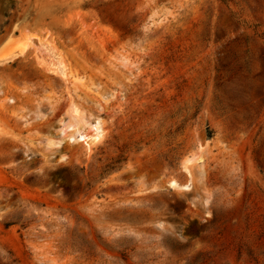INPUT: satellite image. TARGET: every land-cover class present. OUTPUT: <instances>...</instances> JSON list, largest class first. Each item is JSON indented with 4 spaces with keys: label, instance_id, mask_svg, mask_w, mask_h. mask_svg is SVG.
<instances>
[{
    "label": "rangeland",
    "instance_id": "374dc122",
    "mask_svg": "<svg viewBox=\"0 0 264 264\" xmlns=\"http://www.w3.org/2000/svg\"><path fill=\"white\" fill-rule=\"evenodd\" d=\"M0 51V264H264V0H0Z\"/></svg>",
    "mask_w": 264,
    "mask_h": 264
},
{
    "label": "bare ground",
    "instance_id": "6f19581e",
    "mask_svg": "<svg viewBox=\"0 0 264 264\" xmlns=\"http://www.w3.org/2000/svg\"><path fill=\"white\" fill-rule=\"evenodd\" d=\"M8 52L0 51V60L3 59ZM77 119V118H76ZM75 119V120H76ZM91 128V131H86L85 127H83V124H79V121H72L63 124L61 127V132L63 134H66L71 139H78L81 141H84L86 144H89L90 142H96L100 141L104 136V129L103 125L100 119H95L93 121H85ZM200 157L193 156L191 158H188L186 160L187 165L191 164L193 161L200 160ZM170 183L172 186H179L183 188H188L189 183H185L180 185L176 179H171Z\"/></svg>",
    "mask_w": 264,
    "mask_h": 264
},
{
    "label": "clouds",
    "instance_id": "9594fccd",
    "mask_svg": "<svg viewBox=\"0 0 264 264\" xmlns=\"http://www.w3.org/2000/svg\"><path fill=\"white\" fill-rule=\"evenodd\" d=\"M158 227H159V225H158Z\"/></svg>",
    "mask_w": 264,
    "mask_h": 264
}]
</instances>
